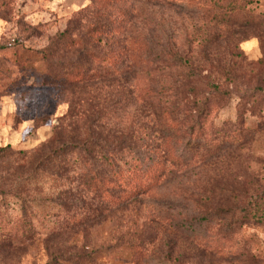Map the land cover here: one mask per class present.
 Masks as SVG:
<instances>
[{"label": "rangeland", "instance_id": "obj_1", "mask_svg": "<svg viewBox=\"0 0 264 264\" xmlns=\"http://www.w3.org/2000/svg\"><path fill=\"white\" fill-rule=\"evenodd\" d=\"M171 1L0 0V264H264V0ZM82 9L89 33L77 41L81 59L60 67ZM177 49L181 67L149 59L162 52L169 60ZM55 69L131 70L146 74L140 84L167 87L142 117L139 99L109 108L102 85L76 92L82 109L99 111L116 132L141 126L139 146L155 176L148 195L113 202L125 192L111 164L98 155L97 180H83L76 150L74 170L61 178L51 161L44 174L31 173L70 106L71 91L44 83ZM130 83L139 86L136 77ZM204 246L245 247L256 259Z\"/></svg>", "mask_w": 264, "mask_h": 264}, {"label": "trees", "instance_id": "obj_2", "mask_svg": "<svg viewBox=\"0 0 264 264\" xmlns=\"http://www.w3.org/2000/svg\"><path fill=\"white\" fill-rule=\"evenodd\" d=\"M168 1L172 2L171 0ZM86 11L87 9H82L75 14L74 20H72L73 18L71 19L67 33L73 31L74 34L76 30L77 32L74 34L76 40L73 39L72 44H67L69 46L68 50L61 51L64 56L59 58V61H56L60 62V67L65 65L67 61L70 63L77 62L81 59L80 53L76 51V46L77 41L79 39L82 40L89 33L88 25H85L89 23L88 17H83L86 18L87 23L85 24L81 23L80 19L82 18L81 15ZM261 28L264 30V26H261ZM16 41L17 39L15 38V43L10 44L14 45ZM75 43L76 45L74 46ZM130 45L137 46L138 48L142 43L133 41ZM46 50L48 52L50 51V56V46ZM46 50H44L43 59H47ZM165 56L161 52L153 56L151 55L149 59H151L152 63L158 65L172 62L177 67H181L183 64V55L178 49L171 52L169 60ZM51 62L53 66L57 65L55 61ZM141 76L144 77L146 74H141ZM141 76L136 74V72L133 73L131 70H123L119 74H115L110 69L105 74L98 73L97 69H89L87 71H81V69H68L66 71L55 69L54 72H49L43 79L44 83L53 85L60 93L71 91L72 93L69 98L70 106L68 112L61 118V123L57 126L55 136L52 140L44 146L45 148L40 150L39 154H37L38 151L35 152V155H37H34V168H31L32 171L30 169L31 173H37L38 171L44 174L47 167L46 163L51 161L53 167L52 174L56 179L61 178L67 172L70 173V171L74 170L72 169L73 162L71 161V155L69 153L76 150L78 155L82 157L80 164L84 165V167L79 169L80 171L77 172V175L83 178V180H97V175L91 173V169L97 165L99 161L98 155H102L101 159L105 158L107 159V163L111 164L113 171L115 170L118 174L120 184L124 188L123 192H125L124 195L121 194L113 202L124 204L130 200L148 195L154 185L153 180L155 176L146 168V156H144L145 153L141 151L142 148L139 146L142 136L138 128H141V126L135 124L133 121L130 125L122 127L116 132L114 128L115 123H110V120H102L98 115L99 111L94 108L82 109L85 101L80 95H76L77 89L80 86L93 87V85H102L108 91L109 108L113 106L111 102L119 101L122 98L127 102H134L139 99V107L137 109L140 117H142L147 112H151L154 106L164 101L168 89L164 84L158 85L156 80L150 78H145V83L140 84ZM135 77L139 85L137 87L130 83L131 79H135ZM82 113L86 116L84 122ZM114 152L119 155V164L114 162V158L112 157ZM60 154H63V158L54 161V157ZM70 177L68 174L65 181H69ZM108 182H112V184L116 182L113 175L111 179H108ZM70 183L71 185L67 184L65 186L66 189L63 191V194L61 192V195L65 196V199L64 201H60L59 205L63 207L71 205L70 200L73 197L74 192L72 190L74 187L72 186L73 183ZM96 184L103 185L101 181H97ZM77 220L72 217L70 218V221L76 222ZM246 220L242 217L240 223H246ZM79 223H82V221H78L77 224ZM204 248L205 251L208 250L212 254L221 253L224 256L230 257V259H235L239 256L246 257V260L256 259V255L250 254L249 250L245 249V247H241L236 251L226 246H219L217 249H208V246H204ZM60 258L66 259L62 255Z\"/></svg>", "mask_w": 264, "mask_h": 264}, {"label": "built area", "instance_id": "obj_3", "mask_svg": "<svg viewBox=\"0 0 264 264\" xmlns=\"http://www.w3.org/2000/svg\"><path fill=\"white\" fill-rule=\"evenodd\" d=\"M15 41V38H12V42H14Z\"/></svg>", "mask_w": 264, "mask_h": 264}]
</instances>
